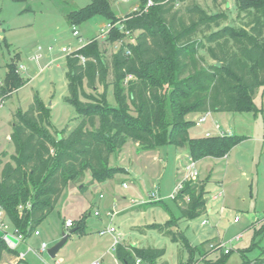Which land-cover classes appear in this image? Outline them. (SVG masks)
I'll use <instances>...</instances> for the list:
<instances>
[{
	"label": "trees",
	"instance_id": "16d2710c",
	"mask_svg": "<svg viewBox=\"0 0 264 264\" xmlns=\"http://www.w3.org/2000/svg\"><path fill=\"white\" fill-rule=\"evenodd\" d=\"M146 1L139 0L138 7L143 9ZM236 2L238 27L229 23L226 12L210 14L195 0H171L123 19L113 15L110 0H92L68 15L72 27L96 17L114 27L104 39H94L67 57L69 102L80 116L73 130L57 131L38 94L27 111L13 116L14 154L0 155V209L24 241L35 235L70 185H81L88 173L90 185L125 173L110 167V160L131 143L140 151L186 147L198 163L223 159L243 141L219 135L192 138L189 133L197 122L192 115L256 111L254 95L264 87V0ZM109 47L117 49L109 52ZM17 69L15 63L8 66L0 98L27 84ZM111 93L115 105L109 103ZM209 183L210 178L200 177L185 182L173 200L179 219L208 214ZM151 206L170 213L162 201L142 207ZM173 225L170 221L149 229L170 236L167 230ZM259 225L264 233V221ZM18 246L12 249L0 239V262L5 251L20 256ZM114 252L119 264H156L166 254L124 243ZM217 252L203 245L200 255L204 259ZM221 253L215 264H224L223 257L229 256Z\"/></svg>",
	"mask_w": 264,
	"mask_h": 264
},
{
	"label": "rangeland",
	"instance_id": "374dc122",
	"mask_svg": "<svg viewBox=\"0 0 264 264\" xmlns=\"http://www.w3.org/2000/svg\"><path fill=\"white\" fill-rule=\"evenodd\" d=\"M195 1L210 14L226 12L229 23L239 26L236 0ZM91 2L0 0V92L8 66L13 63L27 82L7 97L0 109V153L14 154L10 140L13 116L20 109L27 111L35 94L49 110L57 131L69 133L79 124L77 108L69 102L72 95L67 80V57L99 38L109 21L96 17L78 26V37L74 35L68 15ZM110 4L113 15L123 19L134 12L139 0H110ZM63 49L69 53H63ZM108 49L111 52L117 48ZM85 91H88L86 86ZM109 103L115 105L112 93ZM254 105L255 112L211 114L207 123L189 132L192 138L201 136L214 119L220 131L243 139L226 158L211 159L198 166L201 177L210 178V194L222 192L221 197L208 200L207 215L191 221L181 220L171 199L189 159L186 147L164 146L156 151L141 152L131 143L121 155L111 157L110 167H128V170L134 167L133 172L117 174L113 180L95 185H90L88 173L81 185H70L55 210L37 228L39 236L33 235L18 246L19 254L32 252L28 256L29 263H18L15 254L5 251L0 264L8 261L56 264L58 260L60 264H118L112 250V237L100 235L109 226L117 231L121 243L165 250L164 258L156 264H215L221 252L211 255L213 261L202 259L200 255L201 247L204 245L208 250V242L214 239H219L231 251L228 257H223L224 264H264V233H259V224L264 221V87L255 92ZM200 116L190 118L196 121ZM212 134L218 135L214 131ZM138 156L141 157L136 160ZM84 186L86 189H81ZM152 194L162 200L170 213L161 207H142L154 202ZM112 211L116 213L113 219L108 216ZM97 212L100 217L95 216ZM236 217L238 223H234ZM67 220L73 221L75 227L67 230ZM204 220L206 226L202 225ZM170 221L175 223L167 230L170 236L149 229L153 225L165 226ZM80 224L82 227L78 229ZM73 230L76 231L69 236L57 258L50 259L48 250L62 240L64 233L69 235ZM239 235L242 238L237 241ZM44 244L47 249L40 254Z\"/></svg>",
	"mask_w": 264,
	"mask_h": 264
},
{
	"label": "built area",
	"instance_id": "2783aa9c",
	"mask_svg": "<svg viewBox=\"0 0 264 264\" xmlns=\"http://www.w3.org/2000/svg\"><path fill=\"white\" fill-rule=\"evenodd\" d=\"M170 1L171 0H147L146 1V4H145V6H144L143 9H140L139 7H136L135 10H134V12H139V14L147 13L154 6L162 5V4H165V3L170 2ZM116 26H119V25H116ZM113 27L114 26H112L111 24H109V26H108V28L106 30H104V29L102 30L101 36L99 38L100 39H104L110 33V30ZM73 32H74V35L75 36H78V37L80 36V33H79L77 27H73ZM62 52L65 53V54H68L69 53V51L66 50V49H63ZM19 73H20V71H19ZM3 106H4V99L0 98V109L3 108ZM210 118H211V113H206V114L201 115L200 118L196 122V126L197 127L202 126V124L207 123L210 120ZM214 126H215L214 131L217 132V134L219 136H231V134H227L225 132L220 131V126L218 124L215 123ZM212 135H213L212 133H207L206 134L207 137H210ZM199 177H200V172H199V169H198L197 162H195L194 160H192L191 158H189L186 166L184 167V172H183L182 180H181V182H179L178 186L176 187L174 193L171 196V199L172 200L176 199V197L183 190V187H184L185 182H188V181L196 182L199 179ZM123 187L126 188V184H124ZM221 196H222V192L220 194H217V195H209L208 196V200L209 201L210 200H215V199H217L218 197H221ZM151 199L154 200V201H162L155 194H152L151 195ZM20 209H22V208H20ZM95 216L96 217H100V214L97 212L95 214ZM108 216L111 219H113L116 216V213L114 211L109 212L108 213ZM238 222H239V218L236 217L235 220H234V223H238ZM202 225L203 226H206L207 225V221L204 220L202 222ZM73 227H74V222L73 221L67 220L65 222V228L67 230H70ZM0 230L2 232H4L5 237L7 235H11L15 239H17L18 244L15 246V248L20 243L25 242L24 241V237L22 235L18 234V231L17 230H14L12 228L11 224L7 220V218L5 216V213H4V211L2 209H0ZM35 235L38 236L39 235V232L37 231L35 233ZM100 235L101 236L109 235V236H113L114 237V241H113V244H112V250L115 251L116 246L120 243V239L117 237V231L113 227L109 226L104 231L100 232ZM241 238H242V235H239L238 237H236V240L239 241ZM209 248L210 249H213V250H219V251L223 252L224 255H230V253H231V251L228 250L225 247V245L220 240L217 241L216 243L210 244ZM46 249H47V246L44 244L42 246V248H41L40 254H42ZM23 257H24V255L21 254L20 255V258L23 259ZM94 264H99V262H96ZM137 264H140V260L137 261Z\"/></svg>",
	"mask_w": 264,
	"mask_h": 264
},
{
	"label": "crops",
	"instance_id": "0c3cea01",
	"mask_svg": "<svg viewBox=\"0 0 264 264\" xmlns=\"http://www.w3.org/2000/svg\"><path fill=\"white\" fill-rule=\"evenodd\" d=\"M198 118L199 117H197L195 120H198ZM216 119H218L217 117H216ZM213 121H215L214 119H212V125L211 126H206L205 128H204V130H203V132H202V135L201 136H199V137H204V136H206V134L207 133H213V131H214V128H215V126H214V122ZM218 124V123H217ZM215 132V131H214ZM198 138V137H197ZM134 147L136 148V149H139V147H138V145H136V144H134ZM126 149V148H125ZM124 149V150H125ZM141 152H143V151H141ZM2 153H4V152H1L0 153V155L2 154ZM122 154V153H121ZM120 154V155H121ZM137 155H139V154H137ZM141 156H138V157H136V160H138V158H140ZM226 158V157H225ZM211 159H213V158H207V159H204V160H202V161H200V162H198L197 164H198V166L199 165H203L204 163H206V162H208V161H210ZM154 160L156 161V158H154ZM134 162H136V161H134ZM134 162H132V165L133 164H135ZM123 168V167H122ZM128 168V167H127ZM126 167H124L123 169L125 170V173H127V174H130V172H133V170H134V167H131L129 170L127 169ZM200 171V170H199ZM201 173V172H200ZM200 178L201 179H203L202 177H201V174H200ZM208 178V177H207ZM83 188V187H82ZM81 188V189H82ZM209 191V190H208ZM210 193V192H209ZM211 195V194H210ZM209 203V202H208ZM116 217V216H115ZM36 236V235H35ZM39 236V235H38ZM109 236V235H108ZM32 237V236H31ZM112 237V239H113V241H114V237L113 236H111ZM117 237H118V235H117ZM215 240H218L219 241V239H214V241ZM121 243V242H120ZM127 244V243H126ZM136 247H138V246H136ZM32 252L29 250V251H25V253H22V255H24V257H23V259H21L20 258V256H17V261H18V263H29L28 262V256L31 254ZM59 254V253H58ZM21 255V254H20ZM3 258V257H2ZM202 259H203V257H201ZM51 259V258H50ZM213 261V258L211 257V255L208 257V259H207V261ZM2 261V260H1ZM117 261V260H116ZM215 261V260H214ZM31 262H33V261H31ZM60 262H61V260H58V261H56V264H60ZM118 262V261H117ZM94 263H96V262H94ZM93 263V264H94ZM6 264H16L15 262L13 263V262H6ZM99 264H100V262H99ZM119 264V263H118ZM196 264H198V263H196ZM203 264H208V262L207 263H203Z\"/></svg>",
	"mask_w": 264,
	"mask_h": 264
},
{
	"label": "water",
	"instance_id": "95a60500",
	"mask_svg": "<svg viewBox=\"0 0 264 264\" xmlns=\"http://www.w3.org/2000/svg\"><path fill=\"white\" fill-rule=\"evenodd\" d=\"M75 231H76V230L71 231L69 235H66V234L64 233V234H63V238H62V240H61L60 242H58L55 246H53L52 248H50V249L48 250V252H47V253H48V256H49L52 260H55V259L57 258L58 253L60 252V250H61V249L64 247V245L66 244L67 239H68L69 236H70L71 234H73ZM0 239H3V240L7 243V245H8L10 248H12V249H14L15 246L18 244L17 239H15V238H14L13 236H11V235H7V236L5 237L4 232H2L1 230H0Z\"/></svg>",
	"mask_w": 264,
	"mask_h": 264
}]
</instances>
